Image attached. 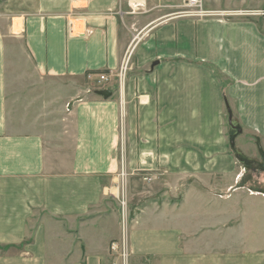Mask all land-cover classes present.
I'll return each instance as SVG.
<instances>
[{
    "label": "crops",
    "instance_id": "obj_1",
    "mask_svg": "<svg viewBox=\"0 0 264 264\" xmlns=\"http://www.w3.org/2000/svg\"><path fill=\"white\" fill-rule=\"evenodd\" d=\"M180 3L0 0V264H113L121 170L129 264H255L231 248L264 169L227 109L261 161L264 26ZM124 60L121 90L86 77Z\"/></svg>",
    "mask_w": 264,
    "mask_h": 264
},
{
    "label": "rangeland",
    "instance_id": "obj_2",
    "mask_svg": "<svg viewBox=\"0 0 264 264\" xmlns=\"http://www.w3.org/2000/svg\"><path fill=\"white\" fill-rule=\"evenodd\" d=\"M204 7L207 10L214 11H263L264 10V0H203ZM180 4H177V7L174 8L173 15L176 17H180L178 13L182 10L180 8ZM255 9V10H249ZM192 19V18H191ZM251 19L259 22V24L264 26V17H252ZM125 61V60H124ZM128 64L126 60V65ZM120 69L116 74H113V83L121 90L123 83L119 86V75ZM127 72V68H126ZM125 72V75H126ZM111 81V82H112ZM95 83L98 86L95 78ZM123 171V170H121ZM121 173V172H120ZM119 173V174H120ZM125 177H120V185L121 190L124 186ZM249 190H242L246 194H257L259 197H253L254 200H239L238 206V218L239 222L241 220H248L250 222V226H238V242L236 248H231L232 251L235 250L239 257H243L245 255H252L254 258L255 264H264V173H259L253 175L250 184L246 185ZM120 209V205H119ZM121 214V209L119 210ZM129 215V211H128ZM130 219V216H129ZM245 235H248V241H243L245 239ZM224 245V243H223ZM227 245V244H226ZM229 246V243H228ZM230 248L223 246L224 250H229Z\"/></svg>",
    "mask_w": 264,
    "mask_h": 264
},
{
    "label": "built area",
    "instance_id": "obj_3",
    "mask_svg": "<svg viewBox=\"0 0 264 264\" xmlns=\"http://www.w3.org/2000/svg\"><path fill=\"white\" fill-rule=\"evenodd\" d=\"M138 5V4H136ZM180 8L182 9L178 15L181 18H192V19H206V18H252V17H264L263 11H214L207 10L204 7L203 0H181ZM126 61H124L120 67L118 75L119 86L122 85L125 72H126ZM87 79L92 80L96 78L98 89H105L108 84L113 80V74L111 72H97L88 73ZM122 108V102H121ZM121 178L125 177L124 171L119 174ZM115 198L118 200L121 209V237L119 240L113 241L110 244V254L114 260L113 264H129L130 247H129V215L127 199L124 194V190H115Z\"/></svg>",
    "mask_w": 264,
    "mask_h": 264
},
{
    "label": "water",
    "instance_id": "obj_4",
    "mask_svg": "<svg viewBox=\"0 0 264 264\" xmlns=\"http://www.w3.org/2000/svg\"><path fill=\"white\" fill-rule=\"evenodd\" d=\"M154 65H156V63H154L152 65V67ZM94 94L96 96L102 97L104 99H108L109 97H111L112 92L110 90H96L94 92ZM227 123H228V127H229V130H230L228 138H229V147H230L231 151L233 152V154H234L235 158L237 159V161L244 168H246V169L251 168L252 167L251 165L257 163V161L250 160V159L246 158L245 156H243V154H241L240 151H238L235 148V139L241 133V128L237 124V122L232 119V113H231V111L229 109H227ZM260 154H261L262 161H263V164H264V154L261 151V149H260Z\"/></svg>",
    "mask_w": 264,
    "mask_h": 264
},
{
    "label": "flooded vegetation",
    "instance_id": "obj_5",
    "mask_svg": "<svg viewBox=\"0 0 264 264\" xmlns=\"http://www.w3.org/2000/svg\"><path fill=\"white\" fill-rule=\"evenodd\" d=\"M252 167V169H261V168H264V164H263V161L261 160V161H257V163H255V164H252L251 165Z\"/></svg>",
    "mask_w": 264,
    "mask_h": 264
},
{
    "label": "bare ground",
    "instance_id": "obj_6",
    "mask_svg": "<svg viewBox=\"0 0 264 264\" xmlns=\"http://www.w3.org/2000/svg\"><path fill=\"white\" fill-rule=\"evenodd\" d=\"M233 115V114H232ZM236 141V140H235ZM236 146V145H235Z\"/></svg>",
    "mask_w": 264,
    "mask_h": 264
}]
</instances>
